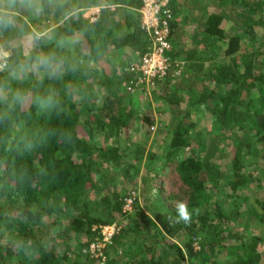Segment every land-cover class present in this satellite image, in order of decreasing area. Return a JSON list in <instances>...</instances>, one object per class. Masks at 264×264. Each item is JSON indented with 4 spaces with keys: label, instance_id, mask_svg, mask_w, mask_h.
Here are the masks:
<instances>
[{
    "label": "trees",
    "instance_id": "trees-1",
    "mask_svg": "<svg viewBox=\"0 0 264 264\" xmlns=\"http://www.w3.org/2000/svg\"><path fill=\"white\" fill-rule=\"evenodd\" d=\"M40 1L55 25L16 15L13 28L0 29L6 42L34 38L0 60V264H165V249L172 264H263L264 187L253 167L264 165V53L256 50L264 0H209L225 10L197 21L186 41L173 40L171 55L187 61L177 79L190 73L202 87L191 89L185 110L183 98L171 102L167 125L146 116L142 142L128 133L138 113L129 78L107 67L116 51L134 54L128 67L146 50L143 0ZM186 4L170 0L182 16L171 23L173 39L189 20ZM226 12L237 13L230 27ZM111 46L107 60L97 59ZM41 56L48 65H37ZM205 110L218 136L202 139L192 115ZM181 202L191 221L172 224ZM252 205L255 228L243 231ZM113 224L119 231L101 245Z\"/></svg>",
    "mask_w": 264,
    "mask_h": 264
},
{
    "label": "rangeland",
    "instance_id": "rangeland-1",
    "mask_svg": "<svg viewBox=\"0 0 264 264\" xmlns=\"http://www.w3.org/2000/svg\"><path fill=\"white\" fill-rule=\"evenodd\" d=\"M183 1V0H182ZM209 0H185V10L182 12L183 16H185L184 12L188 13V22L185 25L184 28H181L180 30L177 31V33L174 34V41L178 40H187L190 38V34L192 30L194 29L195 23L202 18H205L207 15L211 13H221L223 12L224 5L221 2H208ZM50 2H55V0H51ZM40 11L39 12H33L24 8H19L17 7V16H23L24 19L30 20L32 18H36L38 20H42V23H40V26L44 29V26L46 24L54 25L55 21L54 19L46 20V18H43L44 13L42 12V6H41V1L38 0ZM209 4V5H208ZM224 9V10H223ZM230 10V9H229ZM228 17L230 18V21L227 22V25H230L235 23L237 21V13L236 12H226ZM181 17L179 15L178 19L181 22ZM186 19V18H184ZM119 33L122 34L124 31H127L128 28L126 25L123 23V21H120L118 25ZM261 30L259 31V34L257 35L258 37V44L256 50L258 52H263L264 53V28H260ZM185 36H187V39H185ZM184 38V39H183ZM33 37L29 36V34L24 35L22 38L16 39L14 42H6L3 37L0 35V60L4 57H7L10 52L9 50L13 46H18V47H24V48H29L34 44L33 42ZM174 44V43H173ZM98 50L101 49V46L97 47ZM182 49V48H181ZM110 50V51H109ZM109 50L102 51L97 59L99 60H107L109 52H112L113 46L110 47ZM183 51V49H182ZM134 54L128 49V50H119L114 52L115 56V63L113 65L107 67V71H110L111 74H114L112 76H115L116 78H122L123 75H127L128 70H126V67L130 61L131 58H133ZM184 56V52H183ZM118 68H117V66ZM94 85V92L97 95L98 98L103 97L104 92L102 91V88H100L97 84ZM201 88V82L197 80L195 76L192 74H186L185 77L177 79L171 83H169L167 86L161 84L159 87L157 86L156 89L152 90L151 94L149 93H140V94H135L133 100L136 102V109H138L137 116L132 120L131 125L128 129V133L134 141H141L145 139V137L142 135L145 131V128L143 126L144 123V118L146 116H154L156 120V126L157 128L163 127L165 124L167 125L168 122L172 121V104H177V99L178 98H183L182 101L179 102V106L182 108V110H185L187 108V101L190 98V94H193L194 91H191V89L194 88L195 92H197V88ZM213 86H210V89H212ZM126 95V94H125ZM101 101V100H100ZM176 107V105H175ZM171 108V109H170ZM193 111L195 112V109L193 108ZM198 117V124L202 130V139H205L206 135L209 132H212L213 135L218 136L217 133H214L212 130V116L211 114L205 110L204 112H198L197 115H192V118L195 119ZM156 128V130H157ZM151 132V131H150ZM154 134L155 132H151ZM152 136V135H151ZM197 139L198 136L196 137ZM219 140L217 137L215 138ZM225 141V140H224ZM230 140H227L225 142H222L224 144H227ZM188 152V151H187ZM186 152V153H187ZM227 155V153L225 154ZM258 164V163H257ZM259 166H254V174L257 178H261L262 181V186L264 187V165L261 163V161L258 164ZM257 184V181H256ZM128 189H130L129 185H126ZM256 193H257V188H256ZM245 206H247L245 204ZM257 207L255 206H249L247 208V214L243 216V218H240V224L241 228L243 231L249 230L252 232L253 229L255 228V222L251 219L253 218L254 215H256V210ZM242 210V209H241ZM240 210V211H241ZM245 211V209H243ZM251 214V215H250ZM249 215V216H247ZM227 233V232H226ZM227 240H229V243L234 241L233 234L230 232L227 233ZM198 241V239H197ZM143 242V241H141ZM225 242V240H223ZM200 244V243H198ZM200 246V245H199ZM158 249L161 250L162 247L161 245H158ZM263 252H264V244H263ZM165 255V264H172V252L167 249L163 252ZM218 257L222 258L221 253L218 254ZM230 263V262H229ZM187 264V262H185ZM263 264H264V259H263Z\"/></svg>",
    "mask_w": 264,
    "mask_h": 264
},
{
    "label": "built area",
    "instance_id": "built-area-1",
    "mask_svg": "<svg viewBox=\"0 0 264 264\" xmlns=\"http://www.w3.org/2000/svg\"><path fill=\"white\" fill-rule=\"evenodd\" d=\"M141 28L147 34L148 46L136 61L126 67L129 78L125 90L129 94L149 93L156 89L159 81L171 77L177 79L187 68V61L171 55L174 51L171 23L178 21L170 6V0H143L139 9ZM171 52V53H170ZM133 198L126 199L124 211H132ZM119 225L113 224L103 228V243L109 242L119 231ZM199 241L194 246L199 249ZM96 248L92 245V250Z\"/></svg>",
    "mask_w": 264,
    "mask_h": 264
},
{
    "label": "clouds",
    "instance_id": "clouds-1",
    "mask_svg": "<svg viewBox=\"0 0 264 264\" xmlns=\"http://www.w3.org/2000/svg\"><path fill=\"white\" fill-rule=\"evenodd\" d=\"M24 8L33 12H39L40 7L38 0H0V29L7 30L13 28L17 23L16 9ZM49 64V58L41 56L37 60L38 66H46ZM26 72L25 67H21L18 74L19 76L24 75ZM18 99L19 97H15ZM170 223L176 224L183 221L188 224L191 221V213L187 210L186 204L183 202L178 204V218H169Z\"/></svg>",
    "mask_w": 264,
    "mask_h": 264
},
{
    "label": "crops",
    "instance_id": "crops-1",
    "mask_svg": "<svg viewBox=\"0 0 264 264\" xmlns=\"http://www.w3.org/2000/svg\"><path fill=\"white\" fill-rule=\"evenodd\" d=\"M42 12H44L43 9H42ZM54 25H55V24H54Z\"/></svg>",
    "mask_w": 264,
    "mask_h": 264
}]
</instances>
